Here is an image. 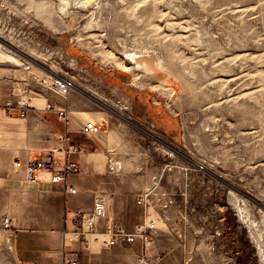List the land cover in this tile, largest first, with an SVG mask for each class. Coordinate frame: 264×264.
Listing matches in <instances>:
<instances>
[{"label": "rangeland", "instance_id": "374dc122", "mask_svg": "<svg viewBox=\"0 0 264 264\" xmlns=\"http://www.w3.org/2000/svg\"><path fill=\"white\" fill-rule=\"evenodd\" d=\"M141 1L110 0L108 7H102L101 25L87 28L92 11L58 16L51 5L40 10L32 0H0V43L15 40L23 52L32 45L46 53L39 60L45 59L53 68L38 65L34 58L35 64L24 60L28 57L19 52L20 61L30 63H26L29 70L18 64L1 65L0 109L9 118H24L38 106L36 100L54 95L36 77L46 73L74 76V91L109 115L100 122L109 133L107 142L115 162L121 165L114 176L123 190L120 222L133 232L145 219L157 218V230L146 247L149 263L161 258L162 264H264L251 229L240 222L229 200V190L239 192L207 172L202 157L183 140L186 131L200 134L205 145L218 136L219 142L208 145L207 151L220 161L235 160L240 165L228 170L216 167L213 172L261 201L259 205L247 199L251 219L261 225L263 234L264 0ZM196 27L207 30L208 43L215 45H193L187 36ZM122 38L129 45L139 38L161 45L176 66L205 60L204 67L214 71L202 87L188 86L180 76L171 77L167 84L147 81L123 57V43L117 41ZM26 97L29 107L22 117L18 104ZM7 102L16 107L12 115ZM192 113L214 127L221 125L228 134L202 133L199 121L190 130L186 115ZM154 187L156 202L163 206L157 212L136 204L140 194ZM6 246H0V264H14L12 245L10 250ZM92 246L100 249L98 243ZM151 248L158 249L152 256Z\"/></svg>", "mask_w": 264, "mask_h": 264}, {"label": "crops", "instance_id": "0c3cea01", "mask_svg": "<svg viewBox=\"0 0 264 264\" xmlns=\"http://www.w3.org/2000/svg\"><path fill=\"white\" fill-rule=\"evenodd\" d=\"M73 91L68 98L54 93L45 100H36L38 106L24 118H9L0 109V216L8 214L13 220L14 264H63L66 254H72L79 264H141L137 254L140 242L132 247L116 246L98 251L79 241L70 242L65 236L66 232L75 230L74 220L79 213L93 210L98 197L102 198L106 211L99 227L123 216L121 181L114 178L119 173L108 171L115 155L107 142L109 133L102 129L100 122L108 120L109 115ZM61 108L70 111L68 122L60 119L56 110ZM89 120L101 127L98 134L83 132ZM65 143L82 147L83 151L58 154L59 167L77 163L79 174L59 183H51L46 174L35 183L25 179L28 162L37 159L42 150L63 148ZM17 160L22 166L14 167L15 173L13 165ZM72 188L77 192L71 193ZM157 247L160 248L159 244ZM151 250L152 256L158 249ZM162 262L161 258L150 260V264Z\"/></svg>", "mask_w": 264, "mask_h": 264}, {"label": "bare ground", "instance_id": "6f19581e", "mask_svg": "<svg viewBox=\"0 0 264 264\" xmlns=\"http://www.w3.org/2000/svg\"><path fill=\"white\" fill-rule=\"evenodd\" d=\"M123 1H125V0H123ZM32 3H34V5L36 7H38L40 10H46V9H48V6L51 5V6H53V8H52L53 11L58 16L71 15L73 11L81 10V9L89 11V12L92 11V15L88 19V22L86 23L87 24L86 27L87 28H93L94 26H100L101 25L99 22L101 19V14L103 17V13H104V12L102 13V9H103L102 7H105V5H107V7H108V5L110 4V0H32ZM118 3H120V2H118ZM122 3L124 4V2H122ZM122 3H120V4H122ZM125 4H126V2H125ZM136 4H138V3H136ZM114 6H113V8H114ZM118 7H120V6L118 5ZM111 8H109V9H111ZM117 9H119V8H117ZM111 12H112V10H111ZM117 12H119V11H116V13ZM134 12H135V9H134ZM120 13H122V12L120 11ZM117 14H119V13H117ZM206 31L207 30H204L203 28L196 27L195 31H192L188 34L187 38L192 41L193 45L194 44L195 45L197 44L198 46H204L206 44L210 45L208 43L209 40L207 38L208 37L207 34L209 35V33L206 34ZM0 34H1V32H0ZM1 37L2 36L0 35V41H3V39H1ZM210 38H212V37H210ZM212 40H211V42H212ZM117 41L121 44L122 43L124 44V45L122 44L123 47L121 48L122 49L121 51L123 52V57L132 64L133 71L134 72L135 71L141 72L144 79H146L147 81H159L161 84H167L170 81L171 77H175L177 79L178 76H180L181 80L182 81L184 80L188 86H192L193 83L201 86L200 84L203 81L207 82L209 80V79L207 80V78L209 77L211 70H213V69L209 70L206 67H204L206 64L204 65L203 62L205 60L204 61H202V60L187 61V62L178 64V66H176V63L173 61L172 57L166 55V53L163 50V48L161 47V45H158L155 42H147L143 38L136 39V41H134V44H132V45L127 44V40L123 39V38L118 39ZM14 42H15V40L6 42L7 44L0 43V66L1 65L11 66L12 64H16V65L18 64V66H21L22 69H27L26 63L31 62V63L35 64V60L33 62V58H34V59L38 60V61H36V63L38 65L41 64L44 67L48 66V68L50 70H53L52 66H49L45 59L39 60L41 58H45L46 53L39 52L36 49V47H33L32 45L26 46L27 52H23V51L17 49V46ZM189 43H191V42H189ZM212 44L210 46L215 45V44L214 45H212ZM215 50H217V49H215ZM212 51H213V49H212ZM18 52L26 55V57H28V59L27 58H23V59L28 60L29 62H27V61L21 62ZM72 65H75V64H72ZM219 70H220L219 73L223 74L224 70L223 69H222L223 71H221V69H219ZM216 82L218 83L219 81H216ZM216 82L214 81V83H216ZM202 86H205V85H202ZM139 87H142V85H139ZM215 91H216V89H215ZM202 107H203V105H202ZM85 116L87 117L86 114H85ZM186 116H187V125L186 126L189 125V127H187L189 129H190V125H194L199 121L200 122L199 128H200V131L202 133H205V134L213 133V134H215V131H220L226 135L228 134V132L221 125H217L216 127H214L210 124V122L208 120L207 121L206 120L201 121L194 114L193 115L189 114ZM183 138H184L183 139L184 142L186 144L189 143L191 145V147L193 148V150L196 152V154L198 156L202 157L201 160L203 163H205L204 167H205V170L207 172L212 174L214 177L220 179V181L224 185L226 184L228 186V188L234 189L241 194V196H240V195H238L239 193L236 194L233 190H229V193H230L229 200L236 207V209L239 213V216L241 218L240 220H242L240 222H243V224H246L251 229L252 237L255 240L256 244L258 245L259 249L262 251V253H263L262 255H264V237H263L264 233L262 234V231L260 228L261 225L259 226V223L256 221V219H254V220L251 219L252 210L250 208V205L247 202V199L251 198L252 200H254V202L258 203L259 205H262L261 201L259 200L257 202L253 198V196H251L250 194H247V192H244L243 190H241V188L239 186H235L232 183L226 182L225 179L223 180V176H224L223 174L217 175L215 172H213V169H215L216 167L224 168L227 170L237 168L240 165L239 162H237L235 160L220 161L219 158L215 157L214 155H212L211 153H209L207 151L208 145H214L217 141L219 142L218 136L216 134L213 135L212 140L208 141V143H209L208 145L207 144L205 145V143H203L202 137L200 136V134H195V133H192L191 131H189V133L186 131ZM116 166H117V168H121V165L118 162L116 163ZM42 175L43 174H41V176ZM262 194L264 195V192ZM3 215H5V214H3ZM1 220H2V217H1ZM263 221H264V219H263ZM0 234H1V230H0ZM10 246H11V244L7 243L6 249L10 250Z\"/></svg>", "mask_w": 264, "mask_h": 264}, {"label": "built area", "instance_id": "2783aa9c", "mask_svg": "<svg viewBox=\"0 0 264 264\" xmlns=\"http://www.w3.org/2000/svg\"><path fill=\"white\" fill-rule=\"evenodd\" d=\"M27 69H30V65H26ZM37 82L52 90L57 95L68 98L70 93L76 87V80L72 75H59L46 73L45 76L36 77ZM24 93H29L28 89H25ZM29 99L23 98L18 104V109L22 112L24 117V111L29 107ZM8 114L12 115V110L16 108L11 102L6 103ZM55 109V108H54ZM60 119L68 122L71 113L67 108H61L56 110ZM154 128V127H152ZM101 127L95 122L87 121L83 126V132L87 134H98ZM83 151L82 147L65 143L63 148L49 147L42 150L40 156L28 162L25 166V179L28 182H38L41 180V174H46L51 183H59L66 181L70 175L79 174L80 167L77 163H66L59 167L57 155L62 153L65 155L72 153H80ZM22 163L17 160L15 167L20 168ZM121 168H117L115 162H111L108 165V171L111 174H118ZM156 188H152L140 194L136 199V204L140 207H144L147 211L152 210L157 212L160 203L156 202L157 193ZM71 193H76V189H70ZM106 211L102 198L98 197L94 208L90 212L79 213L74 224L76 228L72 232H66L65 236L70 242L79 241L85 246H92V242L98 243L100 250H110L116 246L130 247L140 242L142 244V250L138 256V261L141 264H150L146 257V247L152 243V238L157 230L156 220L157 218L151 217L145 219L144 224L139 225L135 231L129 232L120 222V220L114 219L107 221L102 227H99V223L103 217H105ZM157 215V213H156ZM158 216V215H157ZM0 246L10 242L12 245V239L15 234V228L13 226L12 217L8 214L2 216L0 226ZM63 264H79L78 260L72 257V254H66L64 256Z\"/></svg>", "mask_w": 264, "mask_h": 264}]
</instances>
